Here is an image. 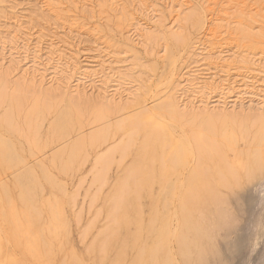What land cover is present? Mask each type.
<instances>
[{
    "label": "rangeland",
    "instance_id": "rangeland-1",
    "mask_svg": "<svg viewBox=\"0 0 264 264\" xmlns=\"http://www.w3.org/2000/svg\"><path fill=\"white\" fill-rule=\"evenodd\" d=\"M93 1L90 7L93 10L86 8L83 11L85 14H82L79 11L73 12L70 0H54L51 3L53 8L46 7L40 0H21L22 8L20 6L17 17H14L8 10L10 0H0V32L2 27L11 26L10 29H14V20H18L32 33L42 32L46 36L42 47L44 51L50 39L56 42L70 33L67 35L71 46L69 51L75 54L81 68L76 71L78 73L73 85L85 65H96L92 63L96 58L104 61L103 74L88 79L87 84H93L97 89L103 88L99 83L103 80L101 77L105 75L109 78V89L104 96H99L96 89L90 87L85 93L74 95L73 103L86 109L85 117L82 118L84 123L76 126L67 138H61L53 125L56 114L66 105L63 90L55 91L51 88L53 108L29 123L27 114L35 100L43 97L41 90L36 87L27 96L22 106L24 109L14 116L10 137L22 147L26 155L29 154V158L17 168L0 171V188H9L14 206L8 207V210H15L21 221L16 235H9L8 232L0 234L2 253L14 259L16 264H173L172 257H167L165 253L158 256L155 262L149 256V250L160 245V234L165 226H177V219H180L178 197L172 190L183 182L184 192L187 189H198L202 194L192 214L200 222L202 232L209 233L210 240L204 237L201 242L207 251L206 262L263 264L264 241H261L260 223L264 217V195H261L264 194V187L257 191L249 185L244 169L248 148L258 149L261 120H264L263 107L246 95L243 102L237 103L233 112V103L229 102L232 98H229L228 112L218 113L214 117L213 124L219 134L226 131L235 136L233 149L224 150L222 157L234 165L239 178L236 181L223 170L221 163H217L218 157L203 158L197 165L188 161L184 169L173 165L170 159L174 147L173 136L184 133L194 137V130L205 119L189 118L186 123L172 122L169 103L179 95L168 90L172 75L176 73L177 78L185 64L196 62L193 45L204 36L207 28L204 18L212 14V11H215V16L223 18L215 27V36L220 37L210 41L213 52L229 50L231 53L253 55L256 59L264 58V0H181L185 7L178 21L167 15V6L163 1L155 5L145 4L163 12L153 13L151 21L145 20L149 23L148 27L152 28L149 30L152 33H144L138 46L124 42L116 31L126 27L127 23H119L117 20L121 17L117 19L114 13L110 16L100 10L98 4L101 0ZM39 7L42 9L37 11ZM55 7H60L62 12H56ZM163 14L169 26L174 23L172 29H159V16L163 17ZM239 19L249 27H244ZM146 34H152L149 40ZM32 42L27 62L33 56L31 52L36 41ZM8 51L5 67L8 66L6 61L10 60ZM21 67L24 68L23 65ZM229 68L232 69L229 77L222 79L234 81L236 66L231 64ZM260 73L262 77H257L258 80L264 78L263 69ZM18 79L21 77L17 72L7 82L0 84V100L2 96L6 98L0 101V119L9 108L13 83ZM119 83L123 93L122 100L117 102H120L121 108H115L108 117L98 120L96 110L109 103L114 85ZM160 106L165 113L160 115L161 125L157 129L155 112ZM225 115L229 116L227 120L230 124L232 117L239 120L242 124L241 132L234 131L232 125L229 127L222 124L221 118ZM248 118L251 121L249 119L247 122ZM254 118H257L256 124ZM171 123L175 125L173 135L169 131ZM82 137H86L85 140L83 138L85 146L75 157L76 160L71 161L69 148ZM198 165L202 167L201 179L192 176ZM218 167L225 173L223 178L229 183V188L220 183ZM27 169L35 172L36 180L34 186H31L32 197L26 203L21 199V191L14 180L17 174ZM204 178L205 182H201ZM208 186L217 193L219 202L207 199ZM230 212H236L241 217L238 230H234L237 238L243 240L241 248L237 250L229 246L231 242L226 244L227 228L221 223ZM26 229L30 230L35 248L29 247ZM174 243L173 253L176 252ZM190 258L193 260L189 259V262L196 261L195 257ZM173 259L175 264L186 262L179 255L173 256Z\"/></svg>",
    "mask_w": 264,
    "mask_h": 264
},
{
    "label": "bare ground",
    "instance_id": "bare-ground-1",
    "mask_svg": "<svg viewBox=\"0 0 264 264\" xmlns=\"http://www.w3.org/2000/svg\"><path fill=\"white\" fill-rule=\"evenodd\" d=\"M19 1L21 0H10V2H8L7 4L9 5V12L13 14L14 17H17V13L21 6V3ZM40 1H42L43 4L46 5V7H54L51 4L52 2H54V0ZM70 1V3L73 4V12L76 13L77 11H79L82 12V14H85V12L83 11H85L86 8H90L91 6H93L94 3L93 0ZM161 1H163V3L167 6V15H169V17H171L173 20L176 19V21H178L183 13L182 9L185 7V3L181 0H101L98 6L100 10L108 13V15L110 16H112L111 14L114 13L117 19L118 17H121V19L117 21H121L124 23L126 22L127 24L126 27H122L121 29L117 28L118 30L116 31L118 32V35L123 37L124 42L134 46H138L141 44L140 38L145 36L144 33H152L151 31H149L152 28L148 27L149 23H146L147 21L145 22V20L148 19L149 21H151V15H153V13L156 14V12H163V10L161 9H155V6L147 7L145 4L155 5L160 3ZM212 4H215V2H213ZM41 9L42 7H39L37 11ZM54 9L56 12H62V9L60 7H55ZM213 12L215 13V11H212V14L209 13L205 16L204 24L205 27H207L205 29V34L199 41L195 42V44L193 45V56L197 58L196 62L185 64L181 72L178 74L177 78L175 77L176 73L172 75L170 79V88L168 90V92H175L179 95L178 98H175L174 101L169 103V106L171 107L169 116L172 122L186 123L188 122L187 120L189 118H203L205 119V121L202 122L201 125H199L197 130H194V137H188L184 133L183 135L180 134V136L177 137L173 136L174 147L170 159L175 167L184 169L185 166L189 164V162H194L193 164L197 165L200 164L203 158L218 157L217 163H221L223 166V170L231 174L230 176L238 181L239 178H237L238 175L234 165L232 163L229 164L222 157L224 150L227 151L233 149L235 136H231L230 133L228 134L226 133V131L219 134L217 131L218 129L216 130L213 124V120H215L214 117L215 115H218V113L225 114L226 112H228L229 108L227 101L229 98H232L229 99V102L233 103V105L231 106L233 112L235 111L237 103L243 102L246 95H249L250 98L256 100L258 102L257 104L260 107H263L262 110L264 111V78H260L259 80L257 79V77L261 76L260 70H264V58L256 59L255 57H252L253 55H242L241 53L236 52L231 53V51L229 50H217L213 52V50L210 49V41H215L220 37L215 36L217 33L215 31V27L217 28L218 23L223 21L222 17L215 16ZM165 17V14H163V17L159 16V29H172L174 23L169 26L166 23ZM239 21V23L242 22L244 27H249V25L245 21H241L240 19ZM14 24V29H10L11 26L7 28L2 27L3 30H1L0 32V84L7 82L9 78H11L12 75L16 74L17 72L21 77L20 80L18 79L13 83V95L10 100L9 108L0 119V171L3 169L11 170L13 168H17L29 158V154L26 155L22 147L10 137L12 132L11 129L13 128L11 123L14 119V116H16L22 109H24L23 107L25 105V100H27V96L34 92L36 87L41 90V94L43 93V97L41 100H35L33 107L27 114L29 123L32 120H35L41 113L44 114L45 112L53 108L51 107V92L53 91V89L51 88H54L55 91L63 90L64 92L63 98L66 99V105H64L63 109L56 114V119L53 123L55 132H57L59 136H61V138H67L68 136H70L71 131L76 126H81V124L84 123L82 121V118L85 114L86 109L81 108V106L74 105V95H80L81 92L85 93L88 87H90L91 89H96L99 96H104L109 89V87H107L109 78L105 77V75L101 77V79L103 80L99 81L100 86H103V88L97 89L95 85H88L86 82L88 81V79H94L98 75L103 74L102 67L104 61L100 60L99 58H96L97 60L92 62L96 63V65H85V68H83L81 75L77 77L78 80L76 81V84H72L75 81L76 73H78L76 71L81 70V68L79 67V63L75 54H73V52L70 53L71 51H69V48H71V46L68 44L67 35H69L70 33L64 35L56 42L50 39V44H48L47 50L44 51L42 47L45 43L44 38H46V36H44L42 32H37L34 34L30 29L26 28L24 23H19L18 20H14ZM69 30H71V28H69ZM146 35H148V40L152 36V34ZM32 41H36L34 43V48H32L33 51L31 52L33 56L30 60L31 62H27V60H29L27 54L30 51V46L33 44ZM215 44H217V41ZM7 50H9L8 52L10 60L6 61L8 66L5 67L4 61L6 60L5 57ZM231 64L236 66V69L233 68L236 73L234 81H227L225 79H222V77H229V73L232 70V67L229 68ZM21 65L26 68H22ZM49 70L50 73L47 74ZM45 86H47V88H45ZM114 86L115 88L113 90V93L111 94L109 103L105 104L104 106H102L101 104L102 107L96 110V116L98 120L102 121L103 119L108 117L115 108H121L119 104L120 102H117V100H122L121 96L123 92L120 91V83ZM4 96H6V94H4ZM168 98L170 99L169 95ZM2 99L5 100L6 98L4 99L2 96L1 100ZM162 108V106L158 107L155 112V116L157 117L155 127L157 129L161 125V121L159 119L160 115L165 113V110ZM150 112L154 113V111ZM227 118H229L228 115H225L221 118L223 121L222 124L228 125L229 127L232 125L235 128L234 129L232 127L234 131L241 132L242 124L239 123V120H237L235 117H230L232 123L230 124ZM249 119L250 118L247 119V122H249ZM255 119L257 118H254V120ZM254 124H256V120ZM261 124L263 128L260 127L261 134L260 138L258 139V149L250 150V148H248L246 154L247 157L244 162L247 182L249 185H252L253 188L257 191L259 189H263L264 187V181H261L260 178L261 172L262 170H264V120H261ZM170 126L171 127L169 131L173 135V132L175 131V125L173 126L171 123ZM83 138L84 137H82V139H78L70 146L68 156L71 161L76 160L75 157L83 150L85 146L84 140L86 139V137L84 138V140ZM110 154L108 153L109 157L112 156V154L111 156ZM103 158L105 161V157ZM217 171L221 175V177H219L220 183L223 184L225 188H229V183H226L224 181L225 179L223 178V175L225 173L222 172L221 167H218ZM202 173V167L198 165L194 169V172H192V176L201 179L203 177ZM43 176L45 177L44 173ZM35 180L36 175L35 172L32 171V169L24 170L15 176L14 183L21 191V199L26 203L32 197L31 186H34ZM205 180L206 179L204 178L201 182H205ZM207 188V199L214 203L219 202L220 198L217 196V193L214 191V189L209 186ZM173 189L175 190L172 191H175L178 197L180 219H177L178 222L175 228L171 224L165 226L164 231L160 234V245L151 248L149 250V256L152 257V259L156 262V258L165 253L167 257H172V262L173 264H175L173 256L179 255L183 259H185L186 262H184V264H202V262H206L207 256H205V252L207 251H205L206 249H203L201 242L203 241L204 237H208L209 240L210 237L209 233L202 232V226L200 225V222H197L192 214L195 205L200 202L202 194L199 193L198 189H187L184 192L183 182L180 184V186H178L177 188L174 187ZM165 190L168 192V188L165 187ZM8 207L14 208L9 195V188L7 186H2L0 188V234L2 232H8L9 235L14 236L18 232L19 226H21V221L19 220L16 211H9ZM224 224L227 228L225 233L227 237L225 236V240L228 241L226 242V244L231 242L232 245L229 246H231L234 250L241 248L243 240L241 238L238 239V235L236 234L237 232H235L238 230V225H236L235 227H231L227 223ZM25 234L27 235L29 247L35 248V243L33 239H31L32 235L30 233V230L26 229ZM232 235H234L235 239H231ZM6 240L8 242V239ZM173 243L176 245L175 253H173ZM1 247L3 246L2 242L0 241V264H16L14 259H9L8 255L5 256L4 253H2ZM262 253L264 254V251H262ZM190 257H195L196 261L189 262V259L193 260ZM263 260L264 258L262 259V262H264ZM259 261L261 262V260Z\"/></svg>",
    "mask_w": 264,
    "mask_h": 264
},
{
    "label": "snow or ice",
    "instance_id": "snow-or-ice-1",
    "mask_svg": "<svg viewBox=\"0 0 264 264\" xmlns=\"http://www.w3.org/2000/svg\"><path fill=\"white\" fill-rule=\"evenodd\" d=\"M261 181H264V170L261 172ZM221 223H227L231 227H235L241 223V217L236 212H230L226 220H222ZM261 241H264V217L261 218L260 223ZM202 264H208V262H202ZM219 264V262H218Z\"/></svg>",
    "mask_w": 264,
    "mask_h": 264
}]
</instances>
